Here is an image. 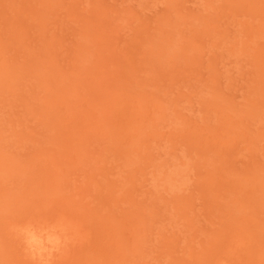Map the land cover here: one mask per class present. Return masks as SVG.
<instances>
[{
	"label": "rangeland",
	"instance_id": "374dc122",
	"mask_svg": "<svg viewBox=\"0 0 264 264\" xmlns=\"http://www.w3.org/2000/svg\"><path fill=\"white\" fill-rule=\"evenodd\" d=\"M0 264H264V0H0Z\"/></svg>",
	"mask_w": 264,
	"mask_h": 264
},
{
	"label": "bare ground",
	"instance_id": "6f19581e",
	"mask_svg": "<svg viewBox=\"0 0 264 264\" xmlns=\"http://www.w3.org/2000/svg\"><path fill=\"white\" fill-rule=\"evenodd\" d=\"M31 240L33 241V242H32L33 245H37V246L41 247V244H43L42 241L38 240V239L35 238V237H32Z\"/></svg>",
	"mask_w": 264,
	"mask_h": 264
}]
</instances>
